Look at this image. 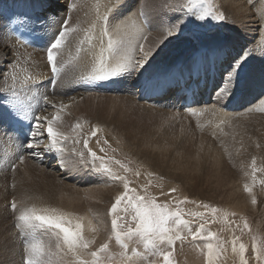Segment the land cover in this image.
<instances>
[{
  "label": "rangeland",
  "instance_id": "1",
  "mask_svg": "<svg viewBox=\"0 0 264 264\" xmlns=\"http://www.w3.org/2000/svg\"><path fill=\"white\" fill-rule=\"evenodd\" d=\"M125 1V7H128L125 9L133 12V19H136L134 23L141 25V31L139 30V32L142 35H139V38H141L143 44L145 45V49L149 51L156 49V56H154L152 59H149L147 63L151 62L154 64H159L162 62L164 64H169V57L174 53L175 50V53H177L179 49H183V46L185 50L192 48V46L195 47V42L204 36L208 31L222 29V27H235L230 23V12L223 6L220 0H207V2L208 6L212 7L216 12H223L226 17H228L222 22H216L210 17L202 21L197 20L194 14L195 10L190 13L188 10L183 8H165V5L173 3V0H164V4L160 9V12H157L158 10L153 12L154 8H148L150 12L148 10H141L140 7H145L152 4L155 6L153 0ZM2 2L4 1L0 0V4ZM245 2L252 11L253 15L257 16V18L255 16V21L257 23H255V27L257 28L258 26V29L260 27L262 32V29H264L263 21L260 22L262 16H260L259 21V16L257 15L261 12L256 13V9H258V11L263 9H261L260 6L264 5V0H250V2L249 0H245ZM261 2L263 5H261ZM38 12H40V9H38ZM144 12L147 13L145 14ZM65 13L69 14L67 7ZM141 13L144 15H140ZM68 14H65V16H68ZM123 15V13H120L119 17H123ZM12 19L13 21L18 22L21 26L29 28L31 31H34V28L39 26L36 22L22 18L18 15H13ZM58 20L60 21L59 18L57 19V22ZM177 20H182L178 33L161 43V33L158 31V28H160L163 23L172 24ZM115 23L116 21L112 20L109 22V32L112 34ZM48 31L50 30H47L46 32ZM46 32H42L44 36L47 35L50 38L53 37L49 34V32L47 34ZM0 34V37L4 39L1 29ZM262 34L264 36V33L260 34L262 37L259 39L260 41L264 40ZM124 41L127 42L126 40ZM258 41L255 43L253 40H250L248 41V44H246L245 41L243 42V50H249V54L246 56L249 60L245 57L246 61L244 60V64L240 66L241 68L237 72L238 81H240L241 85L240 87L238 84L236 85L234 99L230 98L232 101H235L237 105V108H234L233 110H229L232 108L231 106H228V110L225 108L226 105H229L232 102L230 99L227 100V97L222 98L224 101H220L222 106L216 105L220 103L215 101L211 103V106L215 109H212L211 106H202V108L200 106L198 109L192 110V112L183 111V106L174 102L158 104L147 101V104L141 103L136 98H134L135 93L127 90L125 84H128L130 77H127L126 73L118 76V84L115 83V85L106 89V87L103 88V85L98 86V83H102L101 81H84L82 77L85 75V73L83 74L81 71L76 70V67H74L75 70L70 67L72 66L71 64H73L71 62H69V64L71 63L70 65L67 63L65 69L63 68L61 71V78L66 80L63 81L60 79V81L63 83L65 82V84L61 82V85L60 81V85L56 84L58 90L60 88L58 91L56 89L57 87L55 86L56 88H53L50 83L51 77L48 76L49 71L46 65L47 58L45 57L44 51H42L43 53L40 52L41 49L34 52V54L40 53L37 55L35 54L36 56H34L32 52L34 57H37L38 55L41 56L42 54V58L39 56L37 57L41 58V60L39 59L40 61H37L38 59H35L34 57L33 58L35 60H33L32 57L29 59L26 58V62H29L28 65H30V67L28 65H23L24 59H22L23 61L20 60V62H22L21 65V63L14 58H12L14 59L13 61L12 59H6V61L3 58L2 60L0 59V66H2L0 70L3 71L4 68H8V63L11 61L13 63L16 60V63L21 65L20 67L17 65L19 69H16L17 75L20 74V76L18 75L20 81L29 78L27 76L30 74V79L31 77L34 78L31 79L32 81H35L36 79H38L36 81H39L38 83L42 81V83L38 85V89H32V91L36 90L35 92L40 95L39 99L41 101L39 100V102H37L36 99H33L32 101L28 100L21 92L22 98L23 95L25 97L24 101L26 100V106L33 105L34 109L40 107L39 109H35L36 115H39L40 113H46L47 108L44 106L42 100L43 95L48 94V98L54 97L55 93H58V97L64 98L71 97L73 95L79 98V95H83L79 98L82 100H77V102L74 104V107L68 109V113L72 114L74 118L68 121L63 117V120L61 119L59 122V130L63 131L66 135L68 134L65 132L64 126L68 124L70 129L72 127V131L70 132L71 135H69L71 138L64 145L65 159L68 160V158L72 155L71 149L73 147L77 149L82 148L83 138L88 136L89 147L96 151L100 156L113 157L114 160L108 161V166L112 168L114 173L126 176L130 182V187L135 189L138 194L144 195L145 192H147V194L155 197L159 203L172 201L173 207H175L174 202L176 200H183L184 197H187L189 201L195 202L184 203L181 205V208L185 213H207L205 217L202 219L197 216L185 215L184 218L192 222L193 230H195V228L198 227L200 223L207 221L206 227L208 230L217 233L225 241H228V252L221 258L222 264H238V257L234 258L231 253V241L234 237H239L238 243H244L246 245V258L248 259H253V253L251 249L252 239L255 238L258 244L264 243V183H262V181H264V171H260V169L264 168V111L262 108L264 103V51H262L264 50V47L262 46H264V43L261 42L263 44L262 45L260 41ZM180 45H182V47H179ZM256 45H259V48ZM254 46H256V48H254ZM121 47H127V45L125 44ZM243 52L245 53V51ZM64 55L65 53H63L62 57H60L64 58ZM44 58H46V60H44ZM61 58L58 57V59L62 60ZM65 58L62 61L71 60L70 58ZM3 62H6L7 67ZM34 62H38V65L34 64ZM39 64L40 66L43 65L41 70L44 69L42 70L43 72L39 69L41 74L37 69L34 71L32 70L37 66V68H40ZM26 67H29L28 70ZM20 68L22 70L25 68V70L28 72L25 70L21 71ZM69 71L71 74L68 73ZM149 72L150 71H148V73ZM27 73L28 75H24ZM44 74L45 76L43 77L45 78L48 76V78H39V76ZM67 80L70 83H67ZM86 81L88 82L87 84ZM43 82H47V84L49 83L50 85L48 84V86L50 88ZM105 82H108V80ZM0 84H2V81H0ZM76 84L80 85V87ZM60 86H65V88L63 89V87L61 88ZM81 87L83 89H81ZM98 87L100 89H98ZM17 88H20V83H17ZM41 88H44L46 93L43 92L44 90L41 92ZM77 89L79 91H77ZM111 90H116L115 92L117 95H115L116 93H113ZM105 91L108 92L105 93ZM64 92H66L65 95ZM90 92L95 93L96 95L90 94ZM127 92L130 95L127 94ZM84 93H87L88 95L86 94V96ZM84 97L86 98L84 99ZM3 100L4 94L0 93V101ZM260 101L262 104L259 103ZM29 102L32 103L30 104ZM34 103L36 104L34 105ZM39 104H43V108H41L42 106ZM258 104L259 106H257ZM26 106L24 104V107ZM219 106L221 107L218 108ZM246 107L250 110H248ZM225 109L227 114L224 111ZM211 110H213V112ZM214 110L223 111L218 113V111ZM227 111L233 115L229 117L230 113ZM237 112H240V115ZM18 113V109H16V106L12 104L11 101H9L8 107H5L2 103H0V128L3 130L2 131L0 129V148H2L0 149V233L9 226L13 229L15 226L16 214L14 215L10 207L11 201H8L11 196V191L8 189L2 194L1 178L3 180L6 179L7 174H9L11 171H16L17 169L15 168L14 170L12 165H16V161H19V148L16 150L12 145H10L11 142L9 141L7 137L8 134L6 133L9 132V126H7V124L10 116H17L19 118L20 116L24 117L22 116L23 113H20L21 115ZM217 113L218 119L216 118ZM219 114L223 117V119H221L222 117H220ZM217 120L219 122L221 121V126L218 125V122H215ZM214 122L217 123V125ZM77 124L79 127H74ZM4 125L7 128L4 127ZM211 126L218 127H214L212 129ZM93 127L99 129L95 137L90 136V132ZM74 130H77L78 132L76 135L79 136L81 141L79 144L73 143V138H76V136L73 135L75 132ZM140 136L143 137L140 138ZM144 138H146V140H144ZM1 141L3 142L1 143ZM105 141H107V143H105ZM4 147H6V149H3ZM7 148H9V150ZM101 148H104V152L100 151ZM6 150H8V152ZM9 151L12 152L9 153ZM2 153L7 154L5 155ZM51 154L52 156H50ZM57 154L58 153H46L48 159L50 157H56ZM253 158H255L257 173L259 175L258 176L255 174V179H253L252 175ZM115 160L121 161V164H115ZM39 165L41 166L42 164L39 163ZM98 166L99 162H97V167ZM249 166H251V168H249ZM45 168L48 169L47 166H45ZM125 169H127V171H125ZM79 173H81L80 177H87V179L94 180V178L98 179V177H102L100 179L105 180L106 184L108 183L105 188L100 189L99 197H101V199L97 200H101V203H105L102 200V195H109L110 200L105 203L104 208L97 207L98 209L93 208L89 210L85 204L91 203L95 197L92 193H81L76 188L78 186L74 187L73 185L63 184V186L60 185V188L56 189L53 180L48 181L46 178H40L36 181L37 190H40L41 192L45 191V195L49 194L50 197H52V201L54 203L49 205L48 208H55L61 212L70 214L73 218L74 224L77 220H79V222L82 224L83 235L87 239H95L93 250L101 243H104L106 240L108 241L111 253L114 255L112 260L105 259V264H121L122 258L119 256V253L122 251V249L120 245L117 244L114 237L109 239V237L112 236V216L109 215V208L111 207L115 196L124 191L123 184L121 182H114L110 180L107 174L104 172H101L102 174H100L83 169L79 171ZM137 173H139V175H137ZM25 183L26 182L22 183V185ZM245 184H248L252 188L251 193H247L244 190ZM59 189L64 191V195L58 196ZM170 189H176V191L170 192ZM77 195H79V199L82 204L80 207H78L77 204ZM253 196L256 199L255 203L252 202ZM201 204H207L210 206V208L214 207L218 209V213L213 216L210 212V209H205L204 207L198 206ZM5 213H8V215L10 214V216L6 215ZM117 214L120 216L127 215L122 211H119ZM86 218L91 223L89 231H87L88 228L84 225ZM129 221L130 215L128 216L127 221L121 222L127 223ZM245 223L248 224L247 229L243 227ZM93 229L96 231L94 232ZM15 234L17 235L18 232ZM127 243L129 245V249L135 248L137 252L140 253V255L136 256L131 251H128L127 257L125 259H131L134 264H147V257L149 253L145 250L143 243L138 240L128 241ZM203 243L204 242H192L191 237H188L184 241L177 240L174 247L169 249L173 252L174 264H205L204 253L200 250L203 247ZM80 260H88L89 264H91L92 257L88 253L84 252H82L79 256H74L71 253L67 255L60 253L57 255L54 252L52 264H78ZM253 264H255L254 259Z\"/></svg>",
  "mask_w": 264,
  "mask_h": 264
},
{
  "label": "snow or ice",
  "instance_id": "2",
  "mask_svg": "<svg viewBox=\"0 0 264 264\" xmlns=\"http://www.w3.org/2000/svg\"><path fill=\"white\" fill-rule=\"evenodd\" d=\"M123 4L124 0H116L115 3H110V6L105 7V14H101L99 12V3H97V21L90 23L88 27L83 29L78 25L73 26L67 16L63 18L54 38L51 39L45 48L47 64L51 71L50 83L53 88L58 83L61 71L70 62L58 59L70 43V37H74L77 40L75 55L72 56L69 53L72 61L78 60L81 52H86L92 57L87 74L82 77L84 80L107 81L126 72L135 75L143 68L156 49L145 50V45L140 43L138 45L140 56L139 59H136L137 45L131 40L125 42L121 39H114L112 33L109 32L110 18ZM75 7L74 4L67 3L69 12ZM170 7L183 8L190 13L195 10L196 19L201 21L208 17L216 22H222L227 19L223 12H216L212 7L208 6L207 0H173V3L165 5V8ZM108 12L112 13L111 17L106 14ZM140 15L144 14L141 13ZM261 19L264 20V17H261ZM122 23L123 21L116 23L113 26V31L118 32ZM181 23L182 20H177L172 24L163 23L158 28L161 33V43L176 35ZM81 32L82 37L80 35ZM262 32H264V29H262ZM125 44L127 45L125 54L117 56L116 54L121 46ZM248 54L249 50H245L241 59ZM239 62L237 60L236 64H239ZM236 64L233 65L234 68ZM16 69L17 64L10 62L8 68L0 71V81L3 84L0 87V93L4 94V100L0 101V103L8 107L9 101H11L19 113L23 111L24 118L35 121L31 125L27 142L22 144L19 150L27 152L28 158L32 159L44 153H59L62 156L65 151L64 145L71 138L59 130V122L62 119L61 113L67 105H59L58 110L51 118L36 115L33 105H28L25 108V101L21 96V92L24 93L28 100L36 99L39 102V94L32 91L33 88L38 87V82L30 80V78L20 81ZM229 76H231V73H229ZM9 80L11 83H9ZM17 83H20L19 89L17 88ZM227 94L226 88H222L219 90L218 98ZM42 100L45 107H56L47 95H43ZM74 127H79V125L77 124ZM98 131V128L93 127L90 136L95 137ZM80 142L79 136L73 138L74 144H79ZM82 144L83 146L80 149L75 147L71 149L72 155L66 162L62 157L61 166L64 168L70 166L76 170L83 168L94 173L104 172L110 180L123 184L124 191L115 196L109 208V215L112 216V236L109 239L114 237L122 249L119 253L122 258L121 264H134L131 259H125L128 251H131L136 256L140 255L135 248L129 249L127 242L132 240H138L143 243L145 250L149 253L147 264H174L173 252L169 249L174 247L177 240L184 241L188 237H191L192 242H204L200 250L204 253L205 264H222L221 258L228 252V241H225L217 233L208 230L206 227L207 221L200 223L193 230L192 222L184 218L185 215L197 216L202 219L205 217L207 213H185L181 208L184 203L195 202L189 201L187 197H184L183 200H176L174 202L175 207H173L172 201L159 203L155 197L147 194V192L144 195L138 194L135 189L130 187V182L126 176L114 173L112 168L108 166V161L114 160L113 157L98 155L96 151L89 147L88 136L83 138ZM100 151L104 152V148H101ZM19 160L23 162L25 156L19 155ZM97 162H99L98 167ZM114 162L118 165L121 164L119 160ZM12 168L15 170L16 165L13 164ZM260 171H264V168L260 169ZM256 172L255 158H253V179H255ZM244 190L249 193L252 192V188L248 184L244 185ZM169 191L175 192L176 189H170ZM252 202H256L254 196ZM198 206L210 209L213 216L218 213V209L210 208L207 204ZM10 207L13 213L16 214L15 227L18 229V234L23 238V264H52L54 252L57 255L60 253L65 255L71 253L74 256H79L82 252L88 253L92 257L91 264H105V259H113L114 254L111 253L108 241L106 240L93 250L95 239H87L83 235L82 224L79 220L74 224L70 214L55 208H39L35 205L27 206L23 204L18 206L15 201L11 202ZM119 211L127 215L120 216L117 214ZM129 215L130 221L122 223L121 221L128 220ZM243 227L247 229L248 224L245 223ZM93 230L95 231V229ZM45 236L47 239L42 238ZM238 241L239 237H234L231 241V253L234 258L238 257V264H253V259L255 264H264V243L258 244L257 240L253 238L251 242L253 259H248L246 258V245L238 243ZM78 264H89V261L80 260Z\"/></svg>",
  "mask_w": 264,
  "mask_h": 264
},
{
  "label": "bare ground",
  "instance_id": "3",
  "mask_svg": "<svg viewBox=\"0 0 264 264\" xmlns=\"http://www.w3.org/2000/svg\"><path fill=\"white\" fill-rule=\"evenodd\" d=\"M3 1L4 2H2L0 4V27H1L0 29H1V32H2L4 39H2L0 37V59L2 60L4 58V60H6V59L14 58V59L18 60L19 62H20V60L23 61L22 59H24V64H23L24 66L28 65V63H29L28 61L26 62V58H28V59L30 57L33 58L37 54H40V53H37V54L35 53L36 55L34 54V52L38 51L39 49H41L40 52L44 51V54L46 57L45 48H46L47 44L51 41V39L54 38V35L59 28V25L62 23V20L65 17V14H68V13H65L67 3L70 2L76 6L75 8H73L69 12V14L67 16L70 19V23L73 26L78 25L81 29H83V28L88 27V25L90 23L97 21V3H99V12L101 14H105V7L110 6V3L116 2V0H3ZM220 1L222 2L223 6L230 12L229 20H231L230 21L231 25L235 26V27H227V28L222 27L223 30L222 29H216V30L214 29L212 31H208L204 36H202L199 40H197L195 42V47L192 46V48H189L187 50H185L184 46L182 47V45H180L179 47H182L183 49H179L177 51V53H175L176 50L175 51L173 50L174 53L169 57V64L168 63L164 64L162 62L159 64H154V63L148 62L135 75H132V74H129L126 72L127 77H130V79H129L128 84L127 85L125 84V86H126L127 90H130L132 93L136 94V95L134 94V96H135L134 98H136L141 103H146L147 101L155 102L158 104H165V103H169V102H174L178 105H182L184 108L183 111H185V112H189V111L192 112V110H196L200 106H201V108H202V106H205V107L211 106L212 102H215L218 100H219L218 103H220L221 100L224 101V99H222L224 97H227L226 98L227 100L230 98L234 99V93L236 91V89H235L236 85L238 84L239 87L241 85L240 81H238L237 72L240 70V68H241L240 66L244 64V60L246 61V59H248L247 57H246V59H245V57L243 59H241V57L244 56L243 51H245V50H243V42L245 41V43L248 44V41L253 40L255 43H257V41L260 38H262L260 34L264 33V32H261L260 27H259V29H258V26H257V28L255 27L256 26L255 25V23H256L255 19L257 18V16L255 15L256 16V18H255L252 11L250 10V8L246 5L245 0H220ZM258 1H260V0H258ZM153 2L155 4V6L152 4V5H148L145 7H140L141 10L142 11L148 10L150 12V10L148 8H154L153 12H155L157 10H158L157 12H160V9L163 7L164 0H153ZM249 2H250V0H249ZM125 3H126V1H125ZM263 3L261 2V5H263ZM259 6H260V4H259ZM260 7H261V9L263 8L261 11H258V9H256L257 10L256 13L261 12V13H259L261 15L257 14L259 16V21H260V16L264 17V5L260 6ZM260 7H259V10H260ZM125 8H128V7H125V4H123L114 13L113 16H112L111 12H108L106 14L109 15L110 17L112 16L110 19L112 21H116V23L123 21V23L120 25V29L118 32L113 31L111 28V30L113 32V34H112L113 38L126 40V41L131 40L135 44L138 43L137 48H136V52H135V57H136V59H139L140 54H139L138 45L140 44V42H142L141 38H139V35H142L139 32L141 25L138 23L137 24L134 23V21H136V19L135 18L133 19V16H134L133 12L128 11ZM38 9H40V12H38ZM132 10H134V9H132ZM174 10H172V11H174ZM120 13L124 14L123 17H119ZM13 15H18V16H21L22 18L32 20V21L36 22L37 25H39V26H37V28H34V31H31V30H29V28L23 27L18 22H16L19 27H21L24 30L31 31L37 37L38 42H39V47L30 46V45L26 44L23 40L19 39L18 37H16L14 35V33L11 30L10 22H9L10 19H12ZM58 18L60 19V21L58 20V22H57ZM262 21H263V28H264V20L261 19L260 22H262ZM54 23H56V24H54ZM47 30H50L48 32L53 37L50 38L49 36L46 35L48 33V32H46ZM42 32H46V34H45L46 36H44V34ZM80 35L82 37V32L80 33ZM262 36H263V34H262ZM263 39H261V40H263ZM194 41H195V39H194ZM263 41H260V43L261 42L264 43ZM76 43H77L76 38L70 37V43L66 46V48L63 52V53H65V55L63 56L64 58L66 57L65 59H68V58L71 59V56L69 55V53H71L72 56L75 55ZM256 46L258 47L259 45H256ZM256 46H254V48H256ZM262 47H264V46H262ZM260 48H261V45H260ZM125 50H126V47H121L119 52L116 55L117 56L124 55ZM262 51H264V50H262ZM32 52H33L34 56H33ZM97 54H98V50H97ZM156 54H157V52L154 53L150 59H152L154 56H156ZM62 55H61V57H62ZM38 56L41 57L42 54H41V56L40 55H38ZM37 57H34V58L36 59ZM61 57H59V58H61ZM34 58H33V60H35ZM41 58H37L38 59L37 61H40ZM64 58H61V59L63 60ZM14 59H12V61ZM91 59H92L91 55L86 54V52H81L80 58L78 60H76V61L69 60L71 63H73V64L70 63L72 65L70 67H72L73 69H74V67H76V70H79L83 74L85 73V75H86L87 69L90 67V64H91ZM16 60L13 63H16L17 62ZM44 60H45V58H44ZM237 60L240 61L239 64H236ZM65 61H67V60H65ZM30 62H31V60H30ZM20 63L22 65V62H20ZM4 64L6 65V62ZM34 64L38 65V62L37 63L34 62ZM234 64H236L235 68L233 67ZM8 65H9V63H8ZM21 65H18V66L20 67ZM46 65H47V68L49 71L48 76L51 77V71H50V68H49L47 62H46ZM69 65H68V68H69ZM24 66H22V67H24ZM28 66L30 67V65H28ZM42 66H40V64H39L40 68H37L38 67L37 66V67H34L35 69H32V70L34 71L37 69L38 72L41 74V71L44 70V69L41 70ZM1 67L2 66H0V68ZM6 67H7V65H6ZM19 67H17V68L19 69ZM28 68L26 67L27 70H28ZM39 69L41 71H39ZM64 69H65V67H64ZM23 70H25V68H23ZM23 70L21 69V71H23ZM0 71H2V70H0ZM148 71H150V72L148 73ZM26 72H28V71H26ZM75 72H77V71H75ZM81 72H80V74H81ZM68 73L71 74L70 71ZM190 73H195L196 79L193 82H191L190 85L185 90L182 88V83L180 80L186 79V76ZM229 73H231V76H229ZM137 74H138V76H137ZM18 75L20 76V74H18ZM24 75H28V73L24 74ZM30 75L27 77L30 78ZM43 76H45V74L39 76V78L40 77L42 78ZM48 76H46V77L48 78ZM61 76H62V74L60 73L57 85H60V84L62 85V83H63L62 81H60V79L63 80L61 78ZM31 79H34V78L31 77ZM37 80L38 79H36L35 81H37ZM65 80H63V81H65ZM59 81H60V84H59ZM47 82L46 83L43 82V83L47 84ZM101 82L102 83H98V86L103 85V88L106 87V89H107L110 86L115 85V83L118 84V76L108 80V82H105V81H101ZM9 83H11V82H9ZM40 83H42V81ZM40 83H38V85ZM67 83H70V82L68 81ZM82 83H84V82H82ZM87 83L88 82L86 81V84ZM204 83H206V84H204ZM48 84H47V86H48ZM63 84H65V82ZM78 84H81V83H78ZM78 84H76V85H78ZM202 84L205 85L204 90H203ZM0 86H2V84H0ZM73 86H74V84H73ZM78 86L80 87V85H78ZM60 87L62 88L63 86H60ZM64 88H65V86L63 87V89ZM222 88H226L228 94L226 96H220L218 98L219 90H221ZM36 89H38V88L36 87ZM56 89L58 90V87ZM81 89H83V88L81 87ZM98 89H100V88L98 87ZM111 89H112V87H111ZM114 89H117V88H114ZM33 90H34V88H33ZM42 90H44L43 92L46 93L44 88L43 89L41 88V92H42ZM57 90H56V92H57ZM59 90H60V88H59ZM120 90H122V89H120ZM77 91H79V90L77 89ZM111 91H110V93H111ZM115 91H112V92L114 93ZM74 92H75V90H74ZM106 92H108V91H105V93ZM168 92H171V93H168ZM65 93L66 92H64V95H65ZM53 94H54V90H53ZM57 94L58 93H55L54 97L49 98V100L53 101V103L56 105V107L48 106V107H46L47 108L46 113H40L38 116H42V117L46 116L48 118H51V116L54 115L56 113V111L58 110L59 105L64 104V105H67V107L64 108L62 113H61L62 120H63V117L66 118L68 121L72 120L74 118V116L72 114L68 113V111H69L68 109L74 107V104L77 102V100H82L79 98L82 97L83 95H79V98L75 97V95H73L71 97L64 98V97H58ZM90 94L96 95L95 93H91V92H90ZM127 94H129V93L127 92ZM93 95H92V97H93ZM115 95H117V93ZM47 96H48V94H47ZM39 97H40V95H39ZM23 98L25 99L24 95H23ZM85 98L86 97H84V99ZM261 99H262V97H261ZM230 100H232V99H230ZM34 101H36V100H34ZM259 103L262 104L261 101ZM35 104L36 103H34V105ZM39 105L42 106L43 104H39ZM212 105H214V104H212ZM216 105L222 106V103L216 104ZM25 106H26V103H25ZM221 106H219L218 108H220ZM257 106H259V104ZM39 108H35V109H39ZM41 108H43V106ZM213 108L214 107H212V109ZM250 108H251V105H250ZM260 108H261V105H260ZM262 108L264 111V103H263ZM222 109H224V108H222ZM241 109H243V108H241ZM248 110H250V109H248ZM211 111L213 112V110H211ZM214 111H218V110H214ZM222 111L220 110V111H218V113L222 112ZM224 111L226 113V109ZM227 112L230 113L229 111H227ZM21 113H23V112H21ZM218 113L216 116L217 119H218ZM18 114H20V113H18ZM10 115H12V114H10ZM231 115H233V114L230 113L229 117ZM223 116H224V114H223ZM220 117H222V116L220 115ZM11 118H17L21 121L29 122V132L31 131L32 123H35V121L30 120V119H26V118L21 117V116H20V118L17 116H10L9 117L8 124H7V126H9V129H8L9 132L6 133L7 131L5 129L4 130L6 131L5 133L8 134L7 137L9 139V141L11 142L10 145H12L17 150L18 148L19 149L21 148L22 144H25L27 142L28 136L24 137L12 128ZM221 119H223V117ZM215 122H218L219 123L218 125L221 124L220 123L221 121L219 122L217 120ZM263 122H264V120H263ZM0 123H1V121H0ZM215 124L217 125V123H215ZM4 127H6V126L4 125ZM214 127L215 126H213L212 129ZM216 127H218V126H216ZM64 129L68 135H71L70 132L72 131V127L70 129L69 125L66 124L64 126ZM215 130H214V132L216 133ZM217 130H219V129H217ZM250 130H248V131H250ZM238 133H240V132H238ZM253 133H252V135H253ZM256 133H257V131H256ZM76 134H78L77 130L73 133V135H75L77 137L78 135H76ZM263 136H264V134H263ZM4 137H6V136H4ZM142 137L140 136V138H142ZM144 137H145V135H144ZM144 140H146V138H144ZM239 140H240V138H239ZM258 141H260V140H258ZM2 142L3 141H1V143ZM146 142H148V141H146ZM242 144H241V146H242ZM6 145H8V144H6ZM0 147H1V145H0ZM0 149H2V148H0ZM3 149H6V147H4ZM7 149L9 150V148H7ZM8 150H6V151L8 152ZM12 151H14V150H12ZM12 151H9V153ZM28 151H31V150H28ZM41 151H42V149H41ZM3 152H4V150H3ZM18 152H19V155L25 156V160L23 162H21L20 160L19 161L17 160L16 161V168H17L16 171H11L9 174H7L6 179H4V180L1 178L2 194L5 193V191L8 189H10V191H11V196L8 199V201L9 200L11 202L15 201L18 206H20L21 204L27 205V206L35 205V206L40 207V208L48 207L49 205L53 204L54 202L52 201V197H50L49 194L45 195V191L41 192L40 190H37L36 181L40 178H46L48 181L53 180L56 189L60 188V185L63 186V184H64V185H73L74 187L78 186L76 188L83 194H86V193L91 194L92 193L95 198L92 200L91 203L85 204L89 210H91L93 208H97V207L104 208L105 203H107L110 200L109 195L105 194V195H102L103 196L102 200L105 203H101L100 202L101 200L97 201L98 199H101V197H99L100 196V189L105 188V186H107V184H108V183L106 184L105 180L100 179L102 177H98V179L94 178V180L93 179H87V177H80L81 173H79V171L83 170V168H81L80 170H76L70 166L67 168H64L61 166L62 157H63L65 162L67 161L64 157L65 156L64 152L62 153V156H61V154L58 153L56 157H54V158L50 157L49 159H48V156L46 155V153L36 157L35 159H32V158L28 159V153L27 152H23L20 150ZM255 153H257V152H255ZM2 154H5V153H2ZM11 155H13V154H11ZM11 155H10V157H11ZM50 156H52V154ZM3 161H4V159H3ZM39 163L42 164L41 165L42 167L39 165ZM45 166H47L48 169H46ZM249 168H251V166H249ZM100 174H102V173L100 172ZM255 174L258 175L257 172ZM24 182H26V183L24 185H22V183H24ZM250 185H252V184H250ZM244 193H246V192H244ZM61 195H64V191L62 189H59L58 196H61ZM77 196H78L77 204H78V207H80L82 204L80 202L79 195H77ZM10 211H11V209H10ZM98 211H100V210H98ZM6 215H8V213ZM8 216H10V214ZM84 225L88 228L87 231H89L90 230L89 228L91 227V223L89 220H87V218L85 219ZM95 225H97V224H95ZM16 232H18V229H16L15 226H14V229L9 226L7 229L3 230L0 233V264H23V255H24L23 254V243H22L23 238L20 235L18 236V234L16 235L15 234ZM38 238H40V237H38ZM43 238L47 239L46 236Z\"/></svg>",
  "mask_w": 264,
  "mask_h": 264
}]
</instances>
